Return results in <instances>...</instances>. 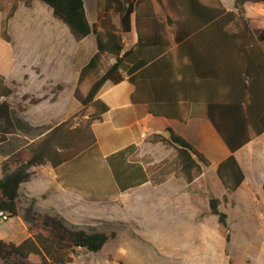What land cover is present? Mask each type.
I'll use <instances>...</instances> for the list:
<instances>
[{"label":"trees","instance_id":"16d2710c","mask_svg":"<svg viewBox=\"0 0 264 264\" xmlns=\"http://www.w3.org/2000/svg\"><path fill=\"white\" fill-rule=\"evenodd\" d=\"M32 1L0 0V142L16 131L6 101L14 88L7 85L4 74L11 42L9 21L19 4L29 7ZM40 1L50 6L76 40L93 33L96 51L78 74L74 97L80 109L0 163V212L8 219L21 214L30 232L18 244L0 239V264H68L75 255L100 250L115 236L114 231L108 235L95 227L78 228L57 215H40L31 204L23 208L18 189L32 175L33 166L56 167L95 143L91 124L108 110L98 91L105 82L124 79L123 61L132 62L127 77L134 86L131 101L145 104L150 114L185 122L192 102L205 103L208 120L230 152L218 164L217 177L229 192L241 185L244 174L234 152L264 134V27L257 35L252 33L243 4L264 0H234L235 11L220 0H96L92 23L83 0ZM132 21L137 40L124 49L122 36ZM199 87L207 89V96L195 93ZM165 131L145 137L172 150L145 178L158 184L174 175L191 183L210 162L172 128ZM134 149L131 145L120 152ZM219 203L210 197L209 212L228 229ZM225 240L229 241L228 233Z\"/></svg>","mask_w":264,"mask_h":264},{"label":"crops","instance_id":"0c3cea01","mask_svg":"<svg viewBox=\"0 0 264 264\" xmlns=\"http://www.w3.org/2000/svg\"><path fill=\"white\" fill-rule=\"evenodd\" d=\"M220 1L227 10L235 11L234 0ZM83 2L87 20L92 23L96 20V0ZM243 9L252 33L257 35L264 27V2H245ZM115 22H119V17ZM9 31L11 42L4 74L7 85L14 88L6 101L16 131L0 142V163L80 109L74 97L78 74L96 51L93 33L76 40L68 27L53 16L50 6L40 0H33L29 7L19 4L9 21ZM122 40L124 49L136 42L133 21ZM131 66L132 62L123 61L120 71L124 79L117 84L105 82L98 91L97 97L108 110L101 120L91 124L95 143L56 167L50 163L33 166L32 175L18 189L21 206L31 204L40 215H57L78 228L95 227L98 231L102 222L122 225L130 212H141L145 217L153 214L160 236L187 237L191 233L203 239L201 251H197L198 259L203 261L205 239L211 237L215 224L220 226L217 216L209 212V199L215 197L220 200L218 207L226 213V220L242 217L237 221L252 222L251 217L257 218L262 241L257 242L259 255L254 256L256 261L252 264H264V134L252 137L234 152L244 179L237 189L227 191L216 169L230 152L208 120L205 103L192 102L185 122L154 116L145 104L131 101L134 86L127 80ZM15 85L22 87L20 92ZM17 93L19 98L27 97L12 104L10 99ZM195 93L207 96V89L199 87ZM167 127L183 136L210 162L191 183L174 175L158 184L145 178L148 170L172 154L160 142L151 143L145 137L166 134ZM131 145L135 146L133 151L120 152ZM214 187H221L217 194ZM15 217L22 232L9 242L18 244L30 232L22 215ZM252 230L246 232L252 234ZM197 243L200 244L198 240ZM74 260L75 256L68 264ZM122 262L129 264L124 259Z\"/></svg>","mask_w":264,"mask_h":264},{"label":"rangeland","instance_id":"374dc122","mask_svg":"<svg viewBox=\"0 0 264 264\" xmlns=\"http://www.w3.org/2000/svg\"><path fill=\"white\" fill-rule=\"evenodd\" d=\"M21 88L15 85L18 92ZM22 99L17 93L10 102L15 104ZM220 189L221 187H214L216 191L214 194ZM125 216L128 219L122 225L117 223L108 225L107 222L98 224L105 226L99 228L101 232L109 235L111 231H115L116 235L109 237L96 252L86 253L81 257L75 255L72 264H98L106 257H117L115 259L120 262L124 259L129 264H252L256 261L254 256L257 258L259 255L256 253L259 250L256 245L262 239L260 223L255 217H251L254 218L252 222L237 221L242 217H236L237 220L234 221L231 217L227 220L228 229L215 224L210 233L211 237L205 239V256L203 261H200L198 259L200 252L197 251H201L200 245L203 239L192 236L191 233L187 237H162L152 220L153 214L151 217H145L141 212H130ZM250 228L253 229L252 234L246 232ZM21 232L16 217L0 219V239L13 240L12 238L20 236ZM226 233L229 234V241L225 240Z\"/></svg>","mask_w":264,"mask_h":264},{"label":"built area","instance_id":"2783aa9c","mask_svg":"<svg viewBox=\"0 0 264 264\" xmlns=\"http://www.w3.org/2000/svg\"><path fill=\"white\" fill-rule=\"evenodd\" d=\"M0 219L1 220H7L8 217L6 214H3L0 212ZM98 264H124V263L120 262L118 259L106 257L105 259H103L102 262H100Z\"/></svg>","mask_w":264,"mask_h":264}]
</instances>
